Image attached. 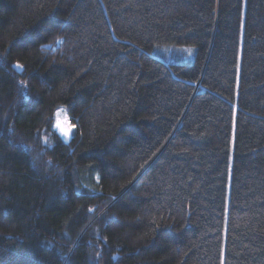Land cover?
Wrapping results in <instances>:
<instances>
[{"label":"trees","instance_id":"obj_1","mask_svg":"<svg viewBox=\"0 0 264 264\" xmlns=\"http://www.w3.org/2000/svg\"><path fill=\"white\" fill-rule=\"evenodd\" d=\"M0 264H264V0H0Z\"/></svg>","mask_w":264,"mask_h":264},{"label":"rangeland","instance_id":"obj_2","mask_svg":"<svg viewBox=\"0 0 264 264\" xmlns=\"http://www.w3.org/2000/svg\"><path fill=\"white\" fill-rule=\"evenodd\" d=\"M188 49H191V52H189ZM153 50H154L155 55H158L159 57L165 59V61H167V62L168 61L189 62L193 59V56L195 53V49L193 46H184V45H181V46L157 45L154 47ZM59 109L64 110L63 107H61ZM55 118H56V115H55ZM67 118H68V121L71 123V120L68 117V115H67ZM55 122H56V120H55ZM55 129L57 130V128H55ZM57 132L60 134V132L58 130H57ZM62 138H64V137L62 136ZM64 139L68 140L69 138H67V139L64 138Z\"/></svg>","mask_w":264,"mask_h":264},{"label":"snow or ice","instance_id":"obj_3","mask_svg":"<svg viewBox=\"0 0 264 264\" xmlns=\"http://www.w3.org/2000/svg\"><path fill=\"white\" fill-rule=\"evenodd\" d=\"M189 52H191V49H188ZM14 67L18 69H22L23 65L17 63L14 65ZM56 122L54 124V127L57 128V130L60 132V134L64 138H70L72 134V130L75 128V125H72L67 118V115L65 113V110L58 109L56 112ZM89 211H92V209H89Z\"/></svg>","mask_w":264,"mask_h":264}]
</instances>
